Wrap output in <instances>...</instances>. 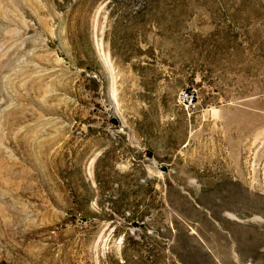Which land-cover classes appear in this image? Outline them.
I'll return each instance as SVG.
<instances>
[{"label":"rangeland","instance_id":"374dc122","mask_svg":"<svg viewBox=\"0 0 264 264\" xmlns=\"http://www.w3.org/2000/svg\"><path fill=\"white\" fill-rule=\"evenodd\" d=\"M0 264H264V0H0Z\"/></svg>","mask_w":264,"mask_h":264},{"label":"built area","instance_id":"2783aa9c","mask_svg":"<svg viewBox=\"0 0 264 264\" xmlns=\"http://www.w3.org/2000/svg\"><path fill=\"white\" fill-rule=\"evenodd\" d=\"M196 95L192 91L182 90L178 93V101L184 106H189L194 102Z\"/></svg>","mask_w":264,"mask_h":264}]
</instances>
